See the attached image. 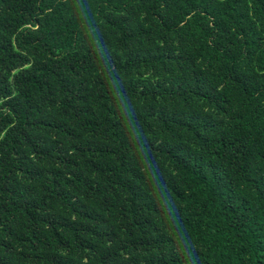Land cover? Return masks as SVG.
<instances>
[{
	"label": "trees",
	"instance_id": "1",
	"mask_svg": "<svg viewBox=\"0 0 264 264\" xmlns=\"http://www.w3.org/2000/svg\"><path fill=\"white\" fill-rule=\"evenodd\" d=\"M0 264H264V0H0Z\"/></svg>",
	"mask_w": 264,
	"mask_h": 264
}]
</instances>
